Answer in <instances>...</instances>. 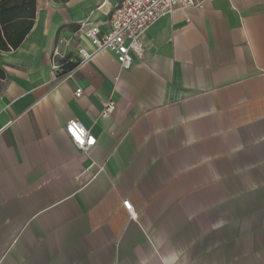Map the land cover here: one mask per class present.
<instances>
[{
  "label": "crops",
  "instance_id": "1",
  "mask_svg": "<svg viewBox=\"0 0 264 264\" xmlns=\"http://www.w3.org/2000/svg\"><path fill=\"white\" fill-rule=\"evenodd\" d=\"M118 2L35 0L0 51V264H264V0L175 7L129 69L77 65L81 23L107 32Z\"/></svg>",
  "mask_w": 264,
  "mask_h": 264
},
{
  "label": "built area",
  "instance_id": "2",
  "mask_svg": "<svg viewBox=\"0 0 264 264\" xmlns=\"http://www.w3.org/2000/svg\"><path fill=\"white\" fill-rule=\"evenodd\" d=\"M208 0H119L110 13L109 30L102 33L96 23H81L86 38L94 46L92 52L80 50L82 64L102 50L112 52L121 69H129L134 58L144 57L142 38L144 32L155 20L175 7L202 8ZM75 61L73 58L53 65L56 74L68 75L71 69L66 68V63ZM81 88L75 89V96H79ZM114 110L111 100L105 102L101 110L102 116L110 115ZM64 131L71 142L81 151L88 152L96 142L95 136L85 125L76 118L68 119L64 125ZM123 206L134 216L133 208L129 200H123Z\"/></svg>",
  "mask_w": 264,
  "mask_h": 264
},
{
  "label": "trees",
  "instance_id": "3",
  "mask_svg": "<svg viewBox=\"0 0 264 264\" xmlns=\"http://www.w3.org/2000/svg\"><path fill=\"white\" fill-rule=\"evenodd\" d=\"M35 0H0V51L16 48L32 26ZM76 61L66 63V68ZM4 75L0 68V77Z\"/></svg>",
  "mask_w": 264,
  "mask_h": 264
},
{
  "label": "clouds",
  "instance_id": "4",
  "mask_svg": "<svg viewBox=\"0 0 264 264\" xmlns=\"http://www.w3.org/2000/svg\"><path fill=\"white\" fill-rule=\"evenodd\" d=\"M141 264H144V262L142 261ZM165 264H176V258L174 257L170 261H166Z\"/></svg>",
  "mask_w": 264,
  "mask_h": 264
}]
</instances>
